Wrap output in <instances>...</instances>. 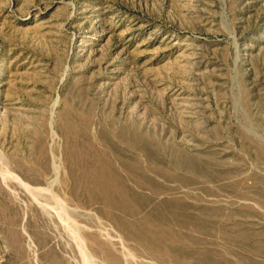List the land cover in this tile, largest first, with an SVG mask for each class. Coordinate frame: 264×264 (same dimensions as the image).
Wrapping results in <instances>:
<instances>
[{
	"label": "rangeland",
	"instance_id": "obj_1",
	"mask_svg": "<svg viewBox=\"0 0 264 264\" xmlns=\"http://www.w3.org/2000/svg\"><path fill=\"white\" fill-rule=\"evenodd\" d=\"M0 264H264V0H0Z\"/></svg>",
	"mask_w": 264,
	"mask_h": 264
},
{
	"label": "bare ground",
	"instance_id": "obj_2",
	"mask_svg": "<svg viewBox=\"0 0 264 264\" xmlns=\"http://www.w3.org/2000/svg\"><path fill=\"white\" fill-rule=\"evenodd\" d=\"M4 175V174H3Z\"/></svg>",
	"mask_w": 264,
	"mask_h": 264
}]
</instances>
